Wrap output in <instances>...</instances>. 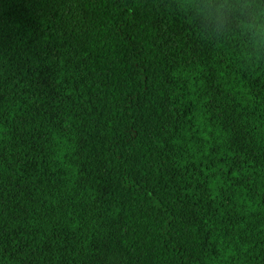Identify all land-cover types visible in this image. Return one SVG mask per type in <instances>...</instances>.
<instances>
[{
    "label": "trees",
    "instance_id": "obj_1",
    "mask_svg": "<svg viewBox=\"0 0 264 264\" xmlns=\"http://www.w3.org/2000/svg\"><path fill=\"white\" fill-rule=\"evenodd\" d=\"M0 264H264V0H0Z\"/></svg>",
    "mask_w": 264,
    "mask_h": 264
}]
</instances>
